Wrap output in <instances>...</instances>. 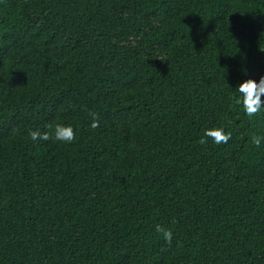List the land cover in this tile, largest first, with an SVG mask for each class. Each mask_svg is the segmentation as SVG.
Instances as JSON below:
<instances>
[{"label": "trees", "instance_id": "16d2710c", "mask_svg": "<svg viewBox=\"0 0 264 264\" xmlns=\"http://www.w3.org/2000/svg\"><path fill=\"white\" fill-rule=\"evenodd\" d=\"M262 76L264 0H0V264H264Z\"/></svg>", "mask_w": 264, "mask_h": 264}, {"label": "clouds", "instance_id": "9594fccd", "mask_svg": "<svg viewBox=\"0 0 264 264\" xmlns=\"http://www.w3.org/2000/svg\"><path fill=\"white\" fill-rule=\"evenodd\" d=\"M237 91L236 103L239 104L249 118L256 116L264 111V102L261 97L264 96V76L259 81L255 79H247L239 83L235 88ZM91 127L96 128L99 122L94 113H91ZM30 139L33 142L49 141L50 139L64 143H71L75 139L73 127L71 125L56 124L49 131L41 132L40 130H32ZM232 138L231 132H226L223 127H209L203 130L199 139L200 144H206L208 139H211L215 145L227 144ZM253 145L260 148L264 144V136H253L251 138ZM157 232L163 233V238L167 243H171L173 233L170 230H164L159 226Z\"/></svg>", "mask_w": 264, "mask_h": 264}]
</instances>
